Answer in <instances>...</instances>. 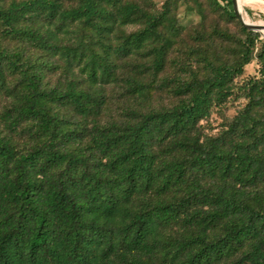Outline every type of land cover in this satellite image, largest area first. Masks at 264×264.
I'll return each mask as SVG.
<instances>
[{
  "label": "trees",
  "instance_id": "16d2710c",
  "mask_svg": "<svg viewBox=\"0 0 264 264\" xmlns=\"http://www.w3.org/2000/svg\"><path fill=\"white\" fill-rule=\"evenodd\" d=\"M208 1L0 0V264H264V39Z\"/></svg>",
  "mask_w": 264,
  "mask_h": 264
},
{
  "label": "rangeland",
  "instance_id": "374dc122",
  "mask_svg": "<svg viewBox=\"0 0 264 264\" xmlns=\"http://www.w3.org/2000/svg\"><path fill=\"white\" fill-rule=\"evenodd\" d=\"M157 8H160L166 0H152ZM201 5L203 7V12L207 16V23L217 22L220 19L221 12L214 8L208 0H200ZM255 1V0H249ZM234 4V2H233ZM221 6L227 7L226 3H221ZM243 14L251 20L253 23H264V7L259 4H246L244 3L242 6ZM239 10H241L239 6ZM241 12V11H240ZM234 13V11H233ZM202 12L194 6L191 2L189 5L181 4L178 9V16L180 19V24L183 28L190 29L195 27L202 21ZM235 16V14H234ZM236 17V16H235ZM244 21V20H243ZM232 31L236 28L232 24L229 26ZM256 33V32H255ZM260 35V39H264L263 35ZM258 75V64L257 62H253L252 64L248 65L245 69V73L242 79H246L249 77H254ZM113 105L112 107L116 111L119 106L120 97L119 94L113 95ZM245 101L242 99H231L222 110H214L211 114L209 119V124L211 125V130L213 133L217 132L220 125L224 122L225 118H232L234 117L238 110L244 105Z\"/></svg>",
  "mask_w": 264,
  "mask_h": 264
},
{
  "label": "bare ground",
  "instance_id": "6f19581e",
  "mask_svg": "<svg viewBox=\"0 0 264 264\" xmlns=\"http://www.w3.org/2000/svg\"><path fill=\"white\" fill-rule=\"evenodd\" d=\"M234 2V8L238 11V13L242 16L244 22L246 24L253 25L259 29V31L264 35V23H253L251 22L250 19H248L244 14H243V9L242 6L244 3L246 4H258L256 1H249V0H232ZM239 6L241 10H239ZM241 11V12H240Z\"/></svg>",
  "mask_w": 264,
  "mask_h": 264
},
{
  "label": "water",
  "instance_id": "95a60500",
  "mask_svg": "<svg viewBox=\"0 0 264 264\" xmlns=\"http://www.w3.org/2000/svg\"><path fill=\"white\" fill-rule=\"evenodd\" d=\"M233 11H234V14L236 16V18L238 19V21L243 25V27H245L246 29L252 31V32H256V33H260L262 34L259 29L253 25H250V24H246L244 21H243V18L242 16L238 13V11L233 7ZM263 35V34H262ZM264 37V35H263Z\"/></svg>",
  "mask_w": 264,
  "mask_h": 264
},
{
  "label": "crops",
  "instance_id": "0c3cea01",
  "mask_svg": "<svg viewBox=\"0 0 264 264\" xmlns=\"http://www.w3.org/2000/svg\"><path fill=\"white\" fill-rule=\"evenodd\" d=\"M259 5L264 7V0H255Z\"/></svg>",
  "mask_w": 264,
  "mask_h": 264
}]
</instances>
